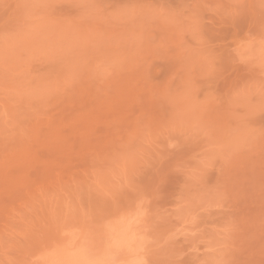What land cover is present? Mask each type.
<instances>
[{"label":"rangeland","instance_id":"1","mask_svg":"<svg viewBox=\"0 0 264 264\" xmlns=\"http://www.w3.org/2000/svg\"><path fill=\"white\" fill-rule=\"evenodd\" d=\"M125 223L111 263L264 264V0H0V264Z\"/></svg>","mask_w":264,"mask_h":264},{"label":"bare ground","instance_id":"2","mask_svg":"<svg viewBox=\"0 0 264 264\" xmlns=\"http://www.w3.org/2000/svg\"><path fill=\"white\" fill-rule=\"evenodd\" d=\"M242 42V40H241ZM240 42V43H241ZM114 227V226H113ZM113 229V228H112ZM111 234V233H110ZM134 235L133 231L130 229L128 223L125 224H121V226H118L117 228H115L112 231V237L110 238V243L108 245V247H110L111 245L113 246L112 248H109L107 246H105L108 250H110V253H106L103 251V253H106V255H103V253H101L103 255V257H101L99 254L98 257H93V256H87L85 252H82L79 249H73L72 248H68L67 252L65 250V255L63 257H61L60 259H58V255L61 256L60 253H58L56 255V260L53 264H142L140 263V259L138 257H136V253H133V255H128L126 258H124L123 260L119 259V261L121 262H112L113 260V254L114 252H116L117 250H122V249H128L130 250L129 253L133 250L137 251V249H135L137 247V244L135 243V245H133L134 242ZM139 242V241H138ZM111 244V245H110ZM107 245V244H106ZM77 246V245H76ZM79 247V246H78ZM71 249V250H69ZM106 249V250H107ZM69 250V251H68ZM112 251V252H111ZM118 252V251H117ZM116 252V253H117ZM127 252V251H126ZM125 252V253H126ZM88 253V252H87ZM124 253V254H125ZM95 254V253H94ZM110 256H108V255ZM134 254L136 256H134ZM91 255V254H90ZM119 255V254H118ZM116 255V256H118ZM55 256V255H54ZM59 256V257H60ZM139 256V255H138ZM123 258V257H122ZM53 260V261H54ZM111 260V261H110ZM117 260V261H118ZM52 264V263H51ZM144 264V263H143Z\"/></svg>","mask_w":264,"mask_h":264}]
</instances>
